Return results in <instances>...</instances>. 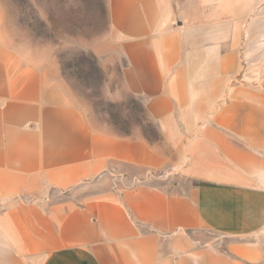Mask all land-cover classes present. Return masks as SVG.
I'll return each instance as SVG.
<instances>
[{"label": "crops", "instance_id": "1", "mask_svg": "<svg viewBox=\"0 0 264 264\" xmlns=\"http://www.w3.org/2000/svg\"><path fill=\"white\" fill-rule=\"evenodd\" d=\"M190 2L101 0L89 49L119 67L112 99L180 142L173 182L119 190L105 172L127 134L0 21V264H264V87L234 82L238 17L202 32Z\"/></svg>", "mask_w": 264, "mask_h": 264}, {"label": "rangeland", "instance_id": "2", "mask_svg": "<svg viewBox=\"0 0 264 264\" xmlns=\"http://www.w3.org/2000/svg\"><path fill=\"white\" fill-rule=\"evenodd\" d=\"M101 4V0H0V21L17 43L31 44L34 53L46 52L57 59L85 110L109 123L113 131L127 134V162L113 163L105 172L113 187L173 182L181 170L177 163L180 142L166 140L137 99H112L113 67L101 64L89 49L93 33L103 26ZM200 4L206 12L192 16H199L195 20L202 32L210 33L206 26L217 24L218 33L230 36L232 21L238 17L240 70L234 82L264 87V0H200ZM55 194V200H60L71 192Z\"/></svg>", "mask_w": 264, "mask_h": 264}]
</instances>
